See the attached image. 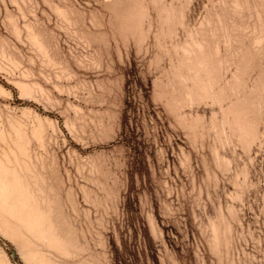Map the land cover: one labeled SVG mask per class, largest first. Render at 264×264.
<instances>
[{
    "label": "rangeland",
    "instance_id": "374dc122",
    "mask_svg": "<svg viewBox=\"0 0 264 264\" xmlns=\"http://www.w3.org/2000/svg\"><path fill=\"white\" fill-rule=\"evenodd\" d=\"M0 264H264V0H0Z\"/></svg>",
    "mask_w": 264,
    "mask_h": 264
},
{
    "label": "water",
    "instance_id": "95a60500",
    "mask_svg": "<svg viewBox=\"0 0 264 264\" xmlns=\"http://www.w3.org/2000/svg\"><path fill=\"white\" fill-rule=\"evenodd\" d=\"M0 241H1V239H0ZM1 242H2V241H1ZM8 247H9V249H10V251H11V256H12V258H13V261L17 264V263H18V259H17V256H16L15 251L13 250V248H12L11 246L8 245Z\"/></svg>",
    "mask_w": 264,
    "mask_h": 264
}]
</instances>
